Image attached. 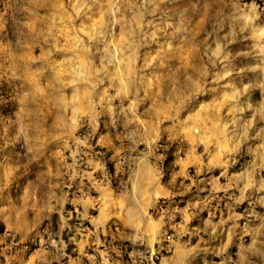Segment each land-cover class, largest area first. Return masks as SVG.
I'll use <instances>...</instances> for the list:
<instances>
[{
  "label": "rangeland",
  "instance_id": "374dc122",
  "mask_svg": "<svg viewBox=\"0 0 264 264\" xmlns=\"http://www.w3.org/2000/svg\"><path fill=\"white\" fill-rule=\"evenodd\" d=\"M108 257L264 264V0H0V264Z\"/></svg>",
  "mask_w": 264,
  "mask_h": 264
},
{
  "label": "crops",
  "instance_id": "0c3cea01",
  "mask_svg": "<svg viewBox=\"0 0 264 264\" xmlns=\"http://www.w3.org/2000/svg\"><path fill=\"white\" fill-rule=\"evenodd\" d=\"M71 204L77 206L80 209L79 210L80 212L78 214L81 216V218H86L88 216L89 204H88L86 199H84V198H80V199L79 198L78 199L73 198V199H71ZM71 213L73 214V211H71ZM113 215L116 217L117 214L111 213L108 216H106L105 218L99 219L98 221H95L93 223L91 222V220H87L89 225L91 226V230L89 231V233L80 234L82 236L81 239L77 238V241L75 243V248H74L75 251H77V254L84 255V252L90 246L96 247V248H97V246H99L100 234L109 232V230L106 229L105 224L107 223L108 219L113 217ZM75 216H76V214H75ZM108 249H110V247H108ZM97 250L99 252H101V254H104L103 253L104 251L102 252L101 249H97ZM102 257L104 260H106V258H104V256H102ZM107 261L109 264L110 263H113V264L119 263V259H115L113 261V259L109 258Z\"/></svg>",
  "mask_w": 264,
  "mask_h": 264
},
{
  "label": "built area",
  "instance_id": "2783aa9c",
  "mask_svg": "<svg viewBox=\"0 0 264 264\" xmlns=\"http://www.w3.org/2000/svg\"><path fill=\"white\" fill-rule=\"evenodd\" d=\"M155 259H157V256H155Z\"/></svg>",
  "mask_w": 264,
  "mask_h": 264
}]
</instances>
